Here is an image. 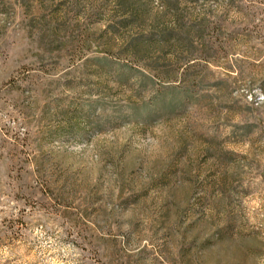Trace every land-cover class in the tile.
Instances as JSON below:
<instances>
[{
    "label": "rangeland",
    "instance_id": "1",
    "mask_svg": "<svg viewBox=\"0 0 264 264\" xmlns=\"http://www.w3.org/2000/svg\"><path fill=\"white\" fill-rule=\"evenodd\" d=\"M0 264H264V0H0Z\"/></svg>",
    "mask_w": 264,
    "mask_h": 264
}]
</instances>
